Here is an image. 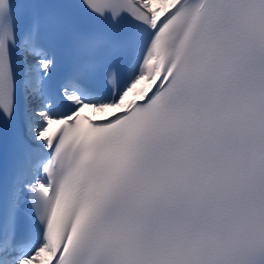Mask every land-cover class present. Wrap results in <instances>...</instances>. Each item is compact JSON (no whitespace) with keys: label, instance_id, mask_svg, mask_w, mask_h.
I'll use <instances>...</instances> for the list:
<instances>
[{"label":"snow or ice","instance_id":"snow-or-ice-1","mask_svg":"<svg viewBox=\"0 0 264 264\" xmlns=\"http://www.w3.org/2000/svg\"><path fill=\"white\" fill-rule=\"evenodd\" d=\"M0 264H264V0H0Z\"/></svg>","mask_w":264,"mask_h":264},{"label":"bare ground","instance_id":"bare-ground-1","mask_svg":"<svg viewBox=\"0 0 264 264\" xmlns=\"http://www.w3.org/2000/svg\"><path fill=\"white\" fill-rule=\"evenodd\" d=\"M82 111L87 112L93 119H100L102 117V115H104L101 113L94 112L92 109H84Z\"/></svg>","mask_w":264,"mask_h":264}]
</instances>
